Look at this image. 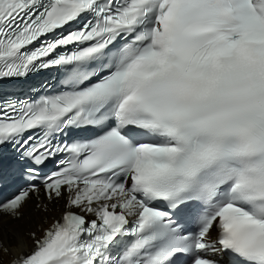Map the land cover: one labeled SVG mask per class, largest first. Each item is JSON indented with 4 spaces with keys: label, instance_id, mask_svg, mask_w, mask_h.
Here are the masks:
<instances>
[{
    "label": "snow or ice",
    "instance_id": "1",
    "mask_svg": "<svg viewBox=\"0 0 264 264\" xmlns=\"http://www.w3.org/2000/svg\"><path fill=\"white\" fill-rule=\"evenodd\" d=\"M51 68L0 106V218L65 210L9 264H264V0H0V79Z\"/></svg>",
    "mask_w": 264,
    "mask_h": 264
},
{
    "label": "bare ground",
    "instance_id": "2",
    "mask_svg": "<svg viewBox=\"0 0 264 264\" xmlns=\"http://www.w3.org/2000/svg\"><path fill=\"white\" fill-rule=\"evenodd\" d=\"M65 201H48L44 198L43 192L38 196H32L22 208L20 219H11L4 216L0 218V240L9 249V254L0 252V261L9 264L12 256L20 251L19 245L31 247L32 240L29 234L35 232L37 236L43 234L52 221L59 218L64 212Z\"/></svg>",
    "mask_w": 264,
    "mask_h": 264
}]
</instances>
